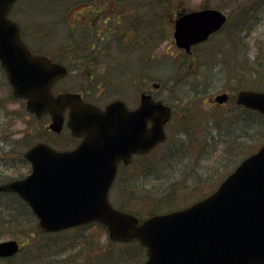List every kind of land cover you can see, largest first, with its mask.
<instances>
[{
    "label": "water",
    "instance_id": "95a60500",
    "mask_svg": "<svg viewBox=\"0 0 264 264\" xmlns=\"http://www.w3.org/2000/svg\"><path fill=\"white\" fill-rule=\"evenodd\" d=\"M17 0H0V62L14 95L27 99V109L53 116L59 131L62 113L72 107L69 126L83 137L74 151L59 152L39 143L25 153L31 173L0 185V192L18 193L37 216L44 232H57L89 222L103 223L113 240L138 239L148 249L145 264H264V144L244 159L208 197L193 205L139 221L115 210L108 200L117 164L134 153H147L164 141L171 109L143 96L134 112L114 102L105 112L73 94H51L65 69L45 56H34L20 38L19 26L9 17ZM226 15L206 8L176 22L179 48L191 51L226 23ZM227 94L216 97L224 103ZM239 105L264 115V92L242 90ZM125 118L121 121L118 119ZM151 121L152 126H146ZM16 241L0 243V256L18 252Z\"/></svg>",
    "mask_w": 264,
    "mask_h": 264
},
{
    "label": "rangeland",
    "instance_id": "374dc122",
    "mask_svg": "<svg viewBox=\"0 0 264 264\" xmlns=\"http://www.w3.org/2000/svg\"><path fill=\"white\" fill-rule=\"evenodd\" d=\"M34 1L37 4L36 1L38 0H19L15 4L10 17L13 20L17 19L24 26L26 33H31L30 31L32 30L30 28L32 26L36 31H32L35 33L36 38L30 36V39H27L28 43L34 45L35 49L37 48V43L42 49H46L45 53H49L54 35L53 28H51L52 33L50 32L49 34L50 29L48 27L50 19H54L57 16L55 14L49 15V5L46 8H44L43 4L32 5ZM40 1L46 3L51 0ZM133 1L137 4V12L134 13L139 16L140 11L150 8L149 3L152 0ZM153 1L155 2L156 0ZM178 1L181 7L180 10H193L207 5L230 14V21L226 29L214 35L209 41L198 45L193 50V54L189 56L180 55V51L174 44L172 28L168 24L173 18L169 12L176 7ZM134 2L130 5L134 6ZM168 3L169 6L164 11V16L166 15V17L160 19L159 28L163 32L161 31L158 38L154 41L152 40L145 47L146 50L142 44H136L134 48L117 52L122 59L128 61V65L134 64L132 73H129L128 76L135 71H137L135 75L139 76L140 71L143 70L140 65L144 63V72L150 75L152 79V91L179 112L180 116L173 123V136H176L180 130L179 122L181 119H187L190 117L189 114H191L197 121L198 125H195L197 129L196 136L200 140L192 146L193 149L190 154L186 155V157H181L182 154L184 155L181 152L183 144L176 141L173 146L175 153L181 152L180 157L174 163L168 162L167 158H163L169 155L167 146L170 143L168 142L154 156L152 155L149 158L150 163H156L158 168L157 174H154V179L146 183H138L140 185L139 188L144 187L149 191H151V187L154 188L155 190H152V194H155L154 197L164 199L172 182H182L181 193L175 199H177V206L183 207L200 196L209 194L222 178H225L235 169L243 158L242 156H244L245 152L233 155L234 151H231L229 154L225 143L213 141L209 138V125L206 126V132L202 126H204L205 118L208 116L211 119L218 116V118L226 120L236 114L234 111L239 109L232 101V98L224 106L215 103L214 99L218 94L223 92H227L230 95L235 94L238 82L240 84L245 79L249 83L264 81V61L259 62L256 59L257 54H262L261 58L264 59V0H173ZM81 4L78 2L76 6ZM140 7L142 8L140 9ZM81 10L82 6L69 11L68 18L72 24L78 23L74 21L76 17L82 20V16L76 14L77 11ZM148 17L151 16L148 15ZM240 17H243L242 22H240ZM130 19L133 20L131 17ZM237 19L239 22L236 21L235 26V20ZM146 23L143 20L140 23V29L144 28ZM165 25H167L168 29H165ZM233 27L236 28L231 30ZM241 28L247 30L242 31ZM41 29L46 30L48 34L44 33L43 37ZM64 29L70 33L69 28L66 27ZM145 31L146 29H142L141 32ZM57 32L59 33V30ZM130 36H132L131 33H129L127 39ZM109 55L117 57L118 54H112L111 51ZM126 69L131 68L126 67ZM255 75H259V78L256 79ZM161 81L165 82L163 83L165 86L162 85L155 89L153 83L161 84ZM128 86V81L125 85L120 84V87L118 89L114 88L113 92L109 93V96L115 98L117 93L129 96L133 92V88ZM8 98V90L5 88L4 82L0 81V184L25 177L30 173V165L23 159L22 154L32 145L31 143L38 141L40 136L43 135L40 125L33 127L35 123L29 116L30 114L27 113L23 102L9 100ZM184 115L185 117L183 118ZM211 127L214 126L212 125ZM240 127L241 125L239 124L232 125L233 131L236 128L237 131H241ZM48 136L49 134L47 133L45 138H49ZM205 139L212 144L211 147L207 143L205 144L206 147L203 145ZM243 142L244 145L242 147L243 150L246 149V152L249 146L254 145L253 149L258 148L257 141L254 139L243 138ZM200 147L203 150H199ZM172 164L173 166H170ZM116 195H113L114 199ZM115 202L118 203L117 199ZM128 203L135 209L140 208L142 205L136 201L133 202V200ZM0 205V211L5 212L6 209H10L14 210L16 215V206L9 197H1ZM165 209L160 210L163 211ZM140 210L145 213L148 208H143L142 206ZM28 216L20 219L18 223L6 224V226L0 228V241L20 238L25 243L22 253L11 262H8V264H19L20 261L31 260L36 253L43 257H48L47 253L57 255L55 258L49 255V260H43V264H63L64 260L68 264L91 263L90 259L94 257L103 258L104 250L109 251L113 248L106 232H101L96 226L86 227L81 230L82 233L78 230H73L58 237L40 236L36 234L35 221H33L29 213ZM28 233L37 235L35 239L28 238V241L32 240L33 242V240H36L40 243L38 245L42 246V248L39 251L32 252L30 250V246L26 241ZM64 242H69L71 247L63 246ZM75 242H78L77 247L73 248ZM115 248L116 245L114 250ZM119 250L122 251V247L116 248L117 253ZM138 251L135 250L134 254Z\"/></svg>",
    "mask_w": 264,
    "mask_h": 264
},
{
    "label": "flooded vegetation",
    "instance_id": "af4514ba",
    "mask_svg": "<svg viewBox=\"0 0 264 264\" xmlns=\"http://www.w3.org/2000/svg\"><path fill=\"white\" fill-rule=\"evenodd\" d=\"M77 1L82 4L80 6H76L78 3ZM172 1L173 0H156L154 2L152 0L149 3L150 8L148 10L146 9L140 11L139 16L134 13L137 12V4L133 0H51L50 2H47L51 11V13L49 11V15L55 14L57 17L50 19V25L48 27L50 29L49 34L51 32V28H53L52 31L54 36L50 51L45 56L53 63L61 65L66 69V75L58 79L52 88L54 97L57 98L61 94L65 93L74 94L81 98L83 102L99 108L102 112H105L107 106L114 101L121 102L125 105V108L118 110V112L121 110L125 112H134L140 106L141 99L144 95H151L155 100H163L161 97H158L154 91H152V79L150 75L144 72V63H141L140 65L143 67V70L140 71L141 73L139 76L135 75L137 71L128 76L129 73H132V67L134 64L131 63L128 65V61L126 59H122L117 51L134 48L136 44H142L145 49V47H147L152 40H156L161 31L163 32V30L159 28L160 19L166 17V15L164 16V11L169 6L168 2ZM36 2L38 5L43 4L40 0ZM133 2L135 5H130ZM37 4L35 1L32 2V5ZM81 6L82 10L77 11L76 14L81 15L82 20L77 17L74 18V21L78 22L74 25L68 18L69 11ZM206 7L208 6L193 10H180L181 7L179 1L177 2L176 7L172 10H170V6L169 14L173 18H171L172 21L168 24L169 27L172 28V34L174 35L176 22L181 16ZM141 8L142 7H140V9ZM148 15L151 17H148ZM227 15L229 16L228 13ZM130 17L133 20H131ZM143 20L147 23L144 28L140 29V23H142ZM19 24L22 40L25 42L31 53L34 55H43L38 53L42 47L36 43L37 48L35 49V46L30 45L27 41V39H30V36L36 38L34 33L36 32L35 29L31 26L30 29L34 32L30 31L31 33H26L23 28L24 26H22L21 23ZM66 27L70 29V33L66 32V29H64ZM166 28L167 25H165V29ZM142 29H146V31L141 32ZM57 30H59V33ZM41 32L44 37L46 30L41 29ZM67 33H69V35H67ZM129 33H131L132 36L127 39ZM46 34H48V32ZM111 51L112 54L117 53V57L113 55L110 56L109 54ZM184 54L186 55L187 53L180 50V55L184 56ZM126 67L131 69H126ZM127 81L129 82L128 87L133 88V92L129 96L119 95L118 93L115 98H111L109 96V93H112L114 88L118 89L120 84L125 85ZM155 83L156 82L153 83V87H156L155 89H158L162 85L165 86L163 84L165 83L164 81H161L158 88L155 86ZM71 112L72 107L67 105L63 113L65 122L60 133L50 130L49 126L52 122L50 114L38 117L29 113V116L33 119V123H35L33 124V127L40 125L43 131V135H41L39 140L34 142L32 146L37 142H45L48 145L56 149L59 148V150L63 151L75 149L82 141V138L75 136L73 134V130L69 126ZM118 120L124 122L126 119L121 118ZM173 121L174 120L171 119V122L166 125V131H169ZM146 126L150 128L152 126L151 121H147ZM47 133L49 134V138H45ZM151 156L152 151L147 154H133L128 163L124 160L119 161L117 174L109 193L110 201L114 206L116 205L112 198L115 191L118 189L119 200L121 195H123L121 197L123 201L131 202L133 200H129L124 195L126 194L124 191L126 183L124 181L136 177L140 179L148 177V173L136 172L135 164L143 161L148 162ZM9 194L19 199L20 206L25 204L18 196L12 193H0V198H5V196ZM13 196L12 198H14ZM36 232L40 233L37 230ZM28 236L35 237L36 235L31 234ZM26 239L28 240V238ZM17 240L20 244V251L15 256L20 255L24 248V241L20 238ZM46 255H48V257H43L36 253L35 257H32L31 260H24L25 264H43V260H49V255H51L52 258L57 257V255L50 253H47ZM7 259L9 258L0 256V264H7ZM141 260V264L147 260L146 249H144L142 253ZM24 261L22 263H24ZM90 262L94 264H109L104 263L103 259L100 258H94ZM63 264H68V262L64 260Z\"/></svg>",
    "mask_w": 264,
    "mask_h": 264
},
{
    "label": "trees",
    "instance_id": "16d2710c",
    "mask_svg": "<svg viewBox=\"0 0 264 264\" xmlns=\"http://www.w3.org/2000/svg\"><path fill=\"white\" fill-rule=\"evenodd\" d=\"M247 30V29H246ZM45 48L41 49L38 51L39 54H43L46 55L47 53H45ZM262 54H257L256 55V59L259 62L264 61L263 58H261ZM248 66H250L249 64H247ZM1 70V69H0ZM197 71V70H196ZM261 77V75H260ZM232 78V77H231ZM255 78H259V75H255ZM264 80V79H263ZM0 81L4 82V86L5 88L8 90V99L12 100V94H11V90L5 80L4 77V73L2 72V70L0 71ZM244 88H249V89H256V90H264V81H260V82H254V83H249L246 79L244 81H242L240 84L238 82L237 87L235 88V90H240V89H244ZM239 109L235 110L231 118H228L226 120H223L221 118H218V116L214 117V118H205V123H204V131L206 132V126L209 125V138L213 141H221L223 143H225L227 145V150H229V154L230 152L234 151V153H232L233 155L236 153H244V156L253 152L254 149V145L253 146H249L248 151L246 152L244 149L243 150V138H251L257 141V145L259 146L262 142H264V116L260 115L259 113L250 111V110H245L243 108L238 107ZM1 110V108H0ZM188 112V111H187ZM186 112V113H187ZM188 114V113H187ZM180 114L179 112H177L174 109V114H173V118L174 121H176L175 119L177 117H179ZM190 117H188L187 119H181L180 123V130L182 132H180L178 135L176 136H169V143L170 145L167 146L169 151L168 153H171V157H169V160H174V155L175 154H181V152L184 153V155H182L181 157H186V155H189L190 152L193 149V145L200 140L196 134H197V129L195 128V125L197 124L196 119H194L193 116H191V114H189ZM185 117V115L183 116V118ZM234 124H239L241 125L240 129L241 131H237V128L234 129L232 128V125ZM214 127H211V126ZM199 127V126H198ZM217 129V130H216ZM239 129V128H238ZM181 142L183 145L182 147V151L179 153H175V149L173 144L175 142ZM255 142V141H253ZM208 144L211 147V143L207 142V140L205 139V143L203 144L205 147V144ZM250 144V142H248ZM167 144V143H166ZM165 144V145H166ZM199 150H203L202 147L199 148ZM157 153L154 152L152 155L154 156ZM204 153V151H203ZM204 156V154H203ZM243 157V156H242ZM241 157V158H242ZM157 164L156 163H150V161L148 162H139L137 164H135V170L136 172H144V173H148V177L145 178H133V179H128L125 180L124 182L126 183L125 185V189L124 191L126 192V194H124L129 200L133 199V202H138L141 203L142 205L140 206V208H133L129 203L126 205L127 207H120V209H123L125 211L128 212H133V213H137L138 215H150L152 213H156V211L158 212V210L166 208L165 210H171L174 208H177L178 204H177V199H175L179 193H181V188L182 185L179 182H172L169 185V190L168 193L165 195L164 199H157L155 196V194H152V190H155L154 188H150L151 191L147 190L144 187H140V185L138 184L139 182H149L152 181L154 179V174H157L158 172V168L156 167ZM185 180V179H184ZM144 188L143 190L139 191L140 189ZM123 191V192H124ZM155 192V191H153ZM5 196V195H4ZM10 196V198H12L11 195H7L6 197ZM123 196V195H122ZM204 196V195H203ZM14 198L11 199V201L14 203L15 206H17L16 210L18 212L19 215H21L23 218H27L28 216V209L24 208L19 209L18 207H23L20 206V201L17 197L13 196ZM202 197V196H200ZM199 197V198H200ZM1 206V205H0ZM143 206V208H148V211L143 213V211H141V207ZM3 209V207H1ZM9 208V207H8ZM19 219L18 217L15 215V212H13L10 209H6V211H0V228L6 226V224L8 225H12L13 223H18ZM97 226V225H96ZM101 227V226H100ZM98 228L101 229V228ZM83 229V228H82ZM82 233V231H80ZM78 241V239H77ZM14 258L11 259H7V264L8 262H11ZM20 263V262H19Z\"/></svg>",
    "mask_w": 264,
    "mask_h": 264
}]
</instances>
